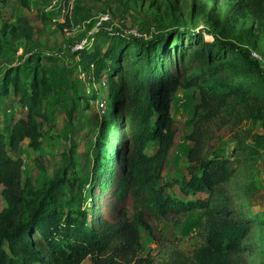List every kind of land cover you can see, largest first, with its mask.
<instances>
[{
	"label": "trees",
	"instance_id": "trees-1",
	"mask_svg": "<svg viewBox=\"0 0 264 264\" xmlns=\"http://www.w3.org/2000/svg\"><path fill=\"white\" fill-rule=\"evenodd\" d=\"M176 31L145 39L108 29L104 44L94 41L72 52L83 74L102 83L107 92L92 89L89 94L94 101L105 98V108L98 112L86 205L63 217L55 205L62 199V188L75 185L67 178L69 161L37 198L15 155L23 141L34 150L41 147V123L48 121L44 100L52 90L42 68L46 58L32 57L27 79L20 75L25 67L4 72L0 99L11 83L26 111L0 132V184L7 202L0 211V264H79L87 256L92 264L129 262L141 247L140 229L149 230V220L192 210L203 211L202 242L190 258L176 253L172 264H248L256 254L257 246L248 240L263 220L251 214L250 194L234 189L232 181L236 167L254 161L264 146V72L251 51L216 36L205 43L206 56L179 45V32L172 35L169 48L166 42ZM190 87L197 89L199 102L188 135L189 176L177 186L181 197L168 191L172 184L161 172L174 140L171 93ZM227 110L259 123L263 133L255 143L238 138L227 145L229 153L226 145L204 148L210 124ZM150 142L155 144L147 153Z\"/></svg>",
	"mask_w": 264,
	"mask_h": 264
},
{
	"label": "rangeland",
	"instance_id": "rangeland-1",
	"mask_svg": "<svg viewBox=\"0 0 264 264\" xmlns=\"http://www.w3.org/2000/svg\"><path fill=\"white\" fill-rule=\"evenodd\" d=\"M102 15L108 19L99 21ZM114 28L123 36L145 39L177 29L166 39L167 46L170 48L172 35L179 32L178 44L192 54L202 52L203 56L209 50L205 43L212 42L216 36L248 52H256L259 67L264 72V0L0 1V85L9 68L25 67L20 75L27 79L32 74L28 70L34 65L32 57L44 55L46 58L42 68L52 90L44 100L48 121L41 123V147L34 150L23 141L15 155L21 158L22 177L32 183L37 198L43 195L50 181L59 177L69 161L67 178L75 185L71 190L64 186L62 199L55 205L62 217L86 205V179L92 169L95 134L101 118L98 112L105 108V98L94 101L89 94L92 89L102 95L107 92L102 83L92 82L83 74L72 52L94 41L104 44L103 32ZM198 102L199 93L194 87L177 88L171 93L174 140L161 175L172 184L168 191L176 196L182 197L177 186L189 176L187 151L191 142L188 135ZM25 111L8 83V93L0 99V132L9 129ZM210 126L211 136L204 148L226 145L227 153L230 151L227 145L238 138L255 143L257 136L263 133L259 123L241 120L232 111L228 114L222 111ZM154 144L150 142L145 152L149 153ZM232 187L250 194V212L263 220V224L250 233L248 241L257 247L248 264H264V146L254 161L236 167ZM1 190L0 184V211H3L7 202ZM202 223V210L149 220V230L140 229L141 247L136 257L121 264H172L176 253L190 258L193 249L202 242ZM79 264H92L90 256Z\"/></svg>",
	"mask_w": 264,
	"mask_h": 264
},
{
	"label": "built area",
	"instance_id": "built-area-1",
	"mask_svg": "<svg viewBox=\"0 0 264 264\" xmlns=\"http://www.w3.org/2000/svg\"><path fill=\"white\" fill-rule=\"evenodd\" d=\"M106 19H108L107 16H106V15H102V16L100 17V20H99V21H103V20H106ZM251 56H252L253 58H258V57H259L258 54H257L256 52H254V51H251Z\"/></svg>",
	"mask_w": 264,
	"mask_h": 264
}]
</instances>
